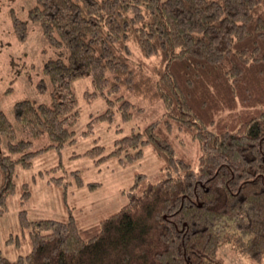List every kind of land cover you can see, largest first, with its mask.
<instances>
[{"label":"trees","instance_id":"16d2710c","mask_svg":"<svg viewBox=\"0 0 264 264\" xmlns=\"http://www.w3.org/2000/svg\"><path fill=\"white\" fill-rule=\"evenodd\" d=\"M28 20L67 53L44 61L37 90L49 101L14 103L19 130L0 109V216L15 193L17 164L76 141L79 78H90L89 95L117 104L123 120L162 106L108 155L96 146L99 160L137 162L149 146L163 164L155 182L137 174L127 202L89 237L74 218L30 221L21 210L32 249L16 261L0 251V264H226V247L262 263L264 0H36ZM12 22L25 41L28 22L15 13ZM114 114L108 108L91 124ZM42 139L48 143L32 150ZM178 142L192 145L194 158L177 154ZM22 187L24 202L31 191Z\"/></svg>","mask_w":264,"mask_h":264},{"label":"rangeland","instance_id":"374dc122","mask_svg":"<svg viewBox=\"0 0 264 264\" xmlns=\"http://www.w3.org/2000/svg\"><path fill=\"white\" fill-rule=\"evenodd\" d=\"M35 3L36 0H0V109L5 111L17 130L20 126L14 120V103L24 98L37 102L49 101V92L39 93L37 90L38 81L44 77V61L59 52L67 53L64 47H50L40 25L28 20V10ZM13 13L28 22L25 41L16 37ZM10 87L12 90L7 92ZM72 89L79 111L75 126L76 141L60 149L38 153L28 167L16 165L15 193L8 198V211L0 216V251L11 261L26 256L32 249L31 228L23 229L20 226L21 210L27 211L26 216L30 221L74 218L79 229L89 232H83L84 236L89 237L101 220L119 211L127 202L125 192L134 184L137 174L147 175L151 182L161 178L163 162L149 146L145 147L141 160L126 165L113 157L100 161L101 154L97 150L93 153V150L101 146L104 148L102 154L108 155L117 139L142 130L158 118L162 114V106L156 104L142 113L136 112L133 119L123 120L117 104L109 106L100 95H89L94 90L90 78L74 80ZM108 108L115 112L111 121L99 120L91 124L92 117L106 112ZM7 140L6 137L2 139L5 153L4 142ZM47 143V139L36 141L32 150ZM176 144L177 154L184 152L194 158L192 145ZM88 151H92V154H87ZM24 183L29 184L31 195L21 202ZM219 260L226 264H264V260L256 263L246 256L235 254L229 247L221 250Z\"/></svg>","mask_w":264,"mask_h":264}]
</instances>
